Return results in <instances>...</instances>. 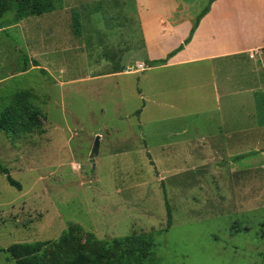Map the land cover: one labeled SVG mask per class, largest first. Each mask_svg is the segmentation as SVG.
Wrapping results in <instances>:
<instances>
[{
    "label": "rangeland",
    "instance_id": "374dc122",
    "mask_svg": "<svg viewBox=\"0 0 264 264\" xmlns=\"http://www.w3.org/2000/svg\"><path fill=\"white\" fill-rule=\"evenodd\" d=\"M57 1L22 19L9 2L0 16V115L22 91L37 112L31 131L0 133V264L71 226L86 246L89 234L154 242L133 254L145 264H264V154L208 166L192 63L147 66L170 53L142 14L158 1Z\"/></svg>",
    "mask_w": 264,
    "mask_h": 264
},
{
    "label": "crops",
    "instance_id": "0c3cea01",
    "mask_svg": "<svg viewBox=\"0 0 264 264\" xmlns=\"http://www.w3.org/2000/svg\"><path fill=\"white\" fill-rule=\"evenodd\" d=\"M157 1L155 16L146 8L142 14L156 22L157 38L163 40L158 51L164 56L190 36L210 0ZM188 63L192 109L203 103L206 119L204 130L194 125L192 133L204 136L208 166L224 173L245 164L246 156L264 154V0L214 1L191 41L162 65Z\"/></svg>",
    "mask_w": 264,
    "mask_h": 264
},
{
    "label": "trees",
    "instance_id": "16d2710c",
    "mask_svg": "<svg viewBox=\"0 0 264 264\" xmlns=\"http://www.w3.org/2000/svg\"><path fill=\"white\" fill-rule=\"evenodd\" d=\"M216 0H210L207 7L199 15L195 27L190 36L178 48L170 52L165 59L150 61L148 67L158 64H166L169 59L182 51L190 41L199 20L210 10L211 4ZM9 2H14L17 7L18 19L28 16L41 15L53 12L60 8L57 0H0V16L10 9ZM77 19V18H76ZM78 20V19H77ZM79 30V28H78ZM28 59L26 58V63ZM30 91L15 93L0 115V133H26L31 131L37 123V112L30 103ZM139 113V112H138ZM0 172L7 173L1 166ZM9 183L21 190V184L8 175ZM169 226L172 215L168 202ZM82 230L71 226L70 229L56 242L37 243L34 245H15L5 252L15 260L16 264H145L144 259H138V253H147L155 246V243L147 242L144 238L139 244L131 237L118 238L112 241L97 240L93 234H89L88 246L80 243ZM137 245L135 248H133ZM50 246L53 251H47ZM135 251V253H134ZM136 254V255H133Z\"/></svg>",
    "mask_w": 264,
    "mask_h": 264
},
{
    "label": "water",
    "instance_id": "95a60500",
    "mask_svg": "<svg viewBox=\"0 0 264 264\" xmlns=\"http://www.w3.org/2000/svg\"><path fill=\"white\" fill-rule=\"evenodd\" d=\"M100 139L101 137L98 136L96 139V142L94 144L93 150H92V156L96 157L100 154Z\"/></svg>",
    "mask_w": 264,
    "mask_h": 264
}]
</instances>
